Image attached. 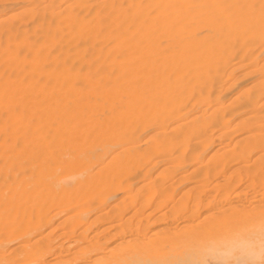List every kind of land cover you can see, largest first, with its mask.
<instances>
[{
    "label": "bare ground",
    "instance_id": "bare-ground-1",
    "mask_svg": "<svg viewBox=\"0 0 264 264\" xmlns=\"http://www.w3.org/2000/svg\"><path fill=\"white\" fill-rule=\"evenodd\" d=\"M264 222V0H0V264H186Z\"/></svg>",
    "mask_w": 264,
    "mask_h": 264
},
{
    "label": "clouds",
    "instance_id": "clouds-1",
    "mask_svg": "<svg viewBox=\"0 0 264 264\" xmlns=\"http://www.w3.org/2000/svg\"><path fill=\"white\" fill-rule=\"evenodd\" d=\"M186 264H264V222L240 227L209 241Z\"/></svg>",
    "mask_w": 264,
    "mask_h": 264
}]
</instances>
